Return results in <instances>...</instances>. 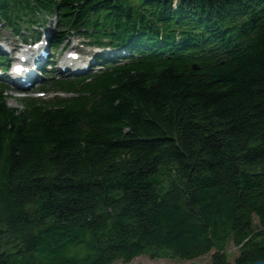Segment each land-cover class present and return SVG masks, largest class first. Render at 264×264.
Wrapping results in <instances>:
<instances>
[{
  "label": "trees",
  "instance_id": "trees-1",
  "mask_svg": "<svg viewBox=\"0 0 264 264\" xmlns=\"http://www.w3.org/2000/svg\"><path fill=\"white\" fill-rule=\"evenodd\" d=\"M47 17L128 57L0 83V264L264 260V0H0L16 37Z\"/></svg>",
  "mask_w": 264,
  "mask_h": 264
},
{
  "label": "rangeland",
  "instance_id": "rangeland-1",
  "mask_svg": "<svg viewBox=\"0 0 264 264\" xmlns=\"http://www.w3.org/2000/svg\"><path fill=\"white\" fill-rule=\"evenodd\" d=\"M38 31H40L42 33V35L44 34V32H46L48 34H50V32H52V33L56 32L57 31V24H56L55 18L54 17H51V18L47 17V20H45V23L43 24V28L41 30L37 29V32ZM69 40L72 41L73 39L72 38L66 39V37H65V39L60 42L59 46L56 49L54 48V49H52V51H50L49 56H48V61L49 62L53 61V65H52V67L47 68V70H49V72L45 74L47 76L44 78V75H42V78L40 77V81L38 83H35L32 87L28 88L25 91H22V90L15 88L9 82H6V83L0 82V83H4L8 87L6 93H7V102H8L9 106L19 107V99L25 95H32L33 94L32 96L35 97L36 96L35 94L40 92L38 89L43 84L45 79H47V77L50 78V77L56 76L59 78L66 79V78H72V77H76V76H82V75L73 76V75H69L68 73L61 74V73H58L57 71L51 72V70L56 69L55 63L57 62V60L60 61V57L64 54L65 50H68L71 47V45L73 44L72 42L70 43ZM79 41H81V40L79 39ZM68 42H69V44H67ZM20 43H21L20 38H17L14 40L12 38L11 31L8 30L7 28L0 26V45L1 46H4L8 49H12L15 47L19 48ZM77 49H80V51L82 50L81 52H82V54L84 53L83 58L85 60L86 59H92L95 51H97V52L102 51L99 49H95L93 47H86V46H80V45H78ZM94 63H95V61L90 64V71L93 70L92 72H95V71H97V69L102 68V66H99L98 64L95 65ZM50 97H51L50 94H46L43 98H50ZM253 221H254V227L256 228L257 221L255 218L253 219ZM79 252L81 254H83V253H85V250L80 249ZM211 253H209L205 256H202L200 258H197L195 260H192V261L162 260V259L151 260L147 256H140V257L133 259L129 264H210ZM225 253L227 255L228 261L232 262L233 259L237 255V250L235 247L232 246V244L229 243L227 249L225 250ZM73 254H75V251L72 249L68 253H66L67 256H72ZM114 264H124V263L117 261Z\"/></svg>",
  "mask_w": 264,
  "mask_h": 264
},
{
  "label": "bare ground",
  "instance_id": "bare-ground-1",
  "mask_svg": "<svg viewBox=\"0 0 264 264\" xmlns=\"http://www.w3.org/2000/svg\"><path fill=\"white\" fill-rule=\"evenodd\" d=\"M7 42H8V41H7ZM70 43H71V42H70ZM67 44H69V42H68ZM73 48H74V46L71 45V47L68 49V51L71 50V49H73ZM81 51H82V50H81ZM83 54H84V53H83ZM94 61H95L94 59L88 61V62H87V68H89V67H90V64H91L92 62H94ZM66 63H67V60L65 59V57L62 58V60H61V61L59 62V64H58L57 70H58L59 72H63L64 67H66V66H65ZM66 71H67V70H66ZM66 71H65V72H66ZM30 72H31V70H29V71L27 72V74H29ZM12 77H14V76H12V75L10 74V75H9V78H12ZM28 80H29V83H30L28 87H31L33 84L39 82V81H38V78L35 79L34 75L29 76V77H28ZM12 85H13L15 88H17V89H20V88L23 87V84H21V83L19 82L18 79H15V80L13 81ZM24 88H26V87H24Z\"/></svg>",
  "mask_w": 264,
  "mask_h": 264
},
{
  "label": "water",
  "instance_id": "water-1",
  "mask_svg": "<svg viewBox=\"0 0 264 264\" xmlns=\"http://www.w3.org/2000/svg\"><path fill=\"white\" fill-rule=\"evenodd\" d=\"M253 264H264V260H262V261H257V262H255V263H253Z\"/></svg>",
  "mask_w": 264,
  "mask_h": 264
}]
</instances>
